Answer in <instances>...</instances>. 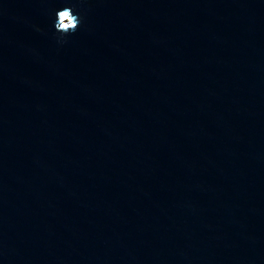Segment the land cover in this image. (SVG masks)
Segmentation results:
<instances>
[{
	"label": "water",
	"instance_id": "1",
	"mask_svg": "<svg viewBox=\"0 0 264 264\" xmlns=\"http://www.w3.org/2000/svg\"><path fill=\"white\" fill-rule=\"evenodd\" d=\"M0 264H264V0H0Z\"/></svg>",
	"mask_w": 264,
	"mask_h": 264
}]
</instances>
